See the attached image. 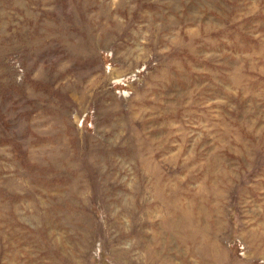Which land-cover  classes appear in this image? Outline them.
I'll return each mask as SVG.
<instances>
[{"label": "rangeland", "instance_id": "obj_1", "mask_svg": "<svg viewBox=\"0 0 264 264\" xmlns=\"http://www.w3.org/2000/svg\"><path fill=\"white\" fill-rule=\"evenodd\" d=\"M0 264H264V0H0Z\"/></svg>", "mask_w": 264, "mask_h": 264}]
</instances>
